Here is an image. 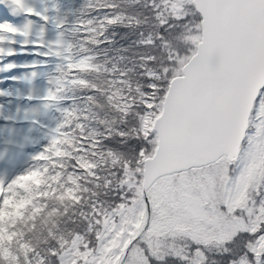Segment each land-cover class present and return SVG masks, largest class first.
<instances>
[{
	"label": "snow or ice",
	"instance_id": "1",
	"mask_svg": "<svg viewBox=\"0 0 264 264\" xmlns=\"http://www.w3.org/2000/svg\"><path fill=\"white\" fill-rule=\"evenodd\" d=\"M24 15L49 21L32 7ZM12 19L0 6V34L11 38L0 35V73H7L0 84L31 83L28 75L17 76V68L38 65L5 64V58L42 55L46 64L47 51H38L46 45L38 38L18 42L14 37L28 40L31 33L10 26ZM155 19L159 30L143 45L166 51L162 60L144 57L149 65L159 63L160 70H146L136 122L120 131V144L109 153L123 156L114 160L116 187L106 182L113 199L107 205L94 201L81 213L85 230L49 255L56 264H264V0H160ZM177 27L181 31L175 37ZM6 42L11 49L3 47ZM4 95L11 93L0 88ZM135 108L127 104L125 117ZM13 119L0 111V120ZM31 159L45 157L40 153ZM94 167L82 163L79 170ZM45 187L36 167L0 178V261L20 259L7 245L24 217L8 210L56 196ZM32 189L37 191L32 194ZM74 193L68 190L60 198L81 203ZM26 258L31 264V255Z\"/></svg>",
	"mask_w": 264,
	"mask_h": 264
},
{
	"label": "trees",
	"instance_id": "2",
	"mask_svg": "<svg viewBox=\"0 0 264 264\" xmlns=\"http://www.w3.org/2000/svg\"><path fill=\"white\" fill-rule=\"evenodd\" d=\"M74 3L78 25L70 27L75 26L79 35L65 38L67 48L63 59L51 69V78L42 89L44 93L58 98L55 104L49 106L52 114L49 121L61 135L59 146L64 142L68 150L67 159H62V169L58 171V176L52 178L54 184L43 189L47 192L49 187L52 188L56 196H49L46 203L35 199L33 206L14 209L10 215L14 217L18 211L24 216L32 211L31 214L36 216L54 209L61 201L64 188L73 185L72 181L67 180L69 167L73 163L72 160L66 163L70 156L95 165L89 172L98 176L90 180L93 187L82 195L81 203L74 204L72 199L67 200L68 212L64 223H58L53 231V235L58 234L59 238L50 239L48 233H42L41 239H46L42 241V246L36 248L37 242L28 244V232H21L27 224L25 217L19 221L14 228V242L7 247L11 249V254L31 255V264H39L41 257L44 264H55L56 260L49 255V251L62 244V239L66 241L74 232L85 230L81 213H87L96 200L107 205L113 199V192L108 190L106 182L111 175L116 176L113 169H118L119 165L114 160L118 157L122 161L123 156L117 153L114 157L109 153L120 144V131L127 130L136 122V112L140 110L142 102L140 93L146 90L148 84L144 78L146 70H160L159 63L149 65L144 57L152 54L162 60L166 51L158 46L146 48L143 45L149 36L154 37L159 30L155 17L160 0H64L68 8ZM160 11L163 12V9ZM180 31L178 27L173 29V36L178 37ZM173 44L179 46V40L174 39ZM127 104H135L136 108L131 109L125 117L123 109ZM87 107L90 108L89 112L91 110L90 125L89 112L87 114L85 111ZM98 111H101L100 116ZM86 128L91 130L88 136ZM91 134V147L90 143H84V147V138ZM89 151L93 153V159H87ZM111 187L114 189L113 184ZM36 191L32 189V194Z\"/></svg>",
	"mask_w": 264,
	"mask_h": 264
},
{
	"label": "rangeland",
	"instance_id": "3",
	"mask_svg": "<svg viewBox=\"0 0 264 264\" xmlns=\"http://www.w3.org/2000/svg\"><path fill=\"white\" fill-rule=\"evenodd\" d=\"M43 2H44V0H20V2L16 5L18 7H20L21 10L24 12V10L29 8V7L38 8V9L41 8L43 6ZM74 6H75V3L68 9L65 6L64 10L62 11V13L60 15L59 27H60V30L62 32V37L66 36V35H67V37H70L72 35L73 36L79 35L78 34L79 31L75 29V26L70 27V25H73V24L78 25V22H77L76 16H75L76 13H75L74 8H73ZM63 27H66L68 29L64 30V29H62ZM26 28L31 33V37L39 38L42 36V34H44L47 36V38L50 39L49 42L51 41V35L52 34L51 35L49 34L48 29L41 28L39 25H35V24H32V26L26 27ZM68 31H69V33H68ZM53 39H54V43H55V41L58 38L54 37ZM41 49L43 52L46 51L43 48H41ZM30 61H32V58ZM30 64H31V62H29V65ZM33 72L35 73L34 75L36 76L40 73V69H34ZM29 74L30 73H28V72L26 73V75H28V78L31 77ZM35 76H33L32 79L30 80L31 82L35 81L37 79V77H35ZM30 84L31 83H25L22 86H20V85L16 86V87L12 86L11 88L8 87L9 90L7 92H10L11 95H9L10 96L9 99H7L5 102L0 103V111L3 112L4 116L14 117L15 121H17L18 119L25 118V113L27 112V114H28L27 119L28 118L29 119L35 118L37 120L36 116L31 111V109L33 108L31 106V104L28 105V108H26V106H27L26 105L24 110L21 109V107L19 106L20 104H22L20 101L22 98L27 97V96H34V97L36 96V95H34L36 90ZM107 95H108V93H107ZM17 96H19L20 98H17ZM113 97H112V99H113ZM92 103L94 105H96L95 102H92ZM89 109L90 108H88V107L85 108V111L87 112V114L89 112ZM104 111H105V109L103 110V114H104ZM100 114H101V111H98L99 116H100ZM90 116H91V110H90L89 115H88L89 125L91 124ZM102 117H103V115L101 116V118ZM34 122L35 123H33V124H36V121H34ZM92 125H94V124H92ZM27 126H30V125H27ZM27 126H25V127H27ZM0 128H2V127H0ZM11 129H12V126L5 128L3 134L0 135V145L7 144V146H9V148H10V150H7L9 153L8 159H5L7 156V151H3V149H8V147L7 148L3 147L2 149H0V153L5 154L3 159H0V178H4V179H11V178L16 176V175L12 176L9 174V172L11 171L12 168L19 167V168H21L20 172H23L26 169H29L28 159L30 158V153H31V143H30L31 132L19 131L16 133L17 136H15L14 132H13V135H10V133L8 132ZM90 133H91V130L89 128V129H87L86 136H88ZM92 138H93V134H91L89 137L84 138V141H83L84 147H85L84 143H90V147H91ZM85 139H86V141H85ZM59 150H60V152L58 154L61 153L60 157L54 159L51 162L49 167L45 166V167H43V170H42L43 179H44L45 185L47 187L50 184H54L55 180H52V178L55 177L57 175L58 171L62 169V167H61L62 159H64V158L67 159V156H68V150H67V147H66L64 142H62L60 144ZM92 154L90 153V151L87 152V157H88L87 159H93L94 156ZM90 155H92V156H90ZM70 158L71 159L67 160L66 163L70 160H72L73 163L69 167L70 170H69V173L67 176V180L68 181L76 180V181H79V183H73V185H69L68 187L64 188V192H66L68 190L75 189L74 194H78L79 197L81 198V197H83L82 195H86L90 191V189L93 187V185H92L93 183L90 180L94 176L91 175L89 170H85V171L79 170L81 164L84 162L83 161L80 162V160L77 156H72V157L70 156ZM46 173H49V174L46 175ZM97 176L98 175L95 174L96 178H97ZM109 179L111 180V182L115 188L117 185V177L111 175L109 177ZM92 180H94V179H92ZM47 187H45L44 189H46ZM49 189H50V187H49ZM111 195L113 196L114 193H112ZM68 199H70V198L60 199L61 201L58 202L54 206V209H51V211L48 210V213H40L39 215H36L34 222L31 219V217L33 216L31 214L32 211H29L27 214H24L23 217H25V224L26 223L27 224L24 226V230H22V229H20V230H22L21 232H28V234H29L28 244H34L37 242L35 245L36 248L42 246V241L46 239V238H44L43 240L41 239L42 233H48L50 239H52V237L55 239L59 238L58 234L53 235V231L57 227L58 223H61V224L64 223V220L66 218V213L68 212V209H67V205H68L67 200ZM43 202L46 203L47 199L44 200ZM25 208L26 207H24V209ZM55 209H59V212L54 213L53 210H55ZM8 211H9V213H12L14 211V209H9ZM62 241L64 242L63 239H62ZM12 255L13 256H19L20 259H19V261L11 262V264H22V263L25 264L28 262V260L26 258V253H13ZM23 261H25V262H23ZM1 264H9V262L2 261Z\"/></svg>",
	"mask_w": 264,
	"mask_h": 264
}]
</instances>
